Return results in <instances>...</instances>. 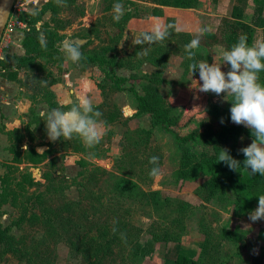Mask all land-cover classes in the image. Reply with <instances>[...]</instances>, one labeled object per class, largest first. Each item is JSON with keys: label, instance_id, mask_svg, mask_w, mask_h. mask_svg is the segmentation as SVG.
<instances>
[{"label": "rangeland", "instance_id": "374dc122", "mask_svg": "<svg viewBox=\"0 0 264 264\" xmlns=\"http://www.w3.org/2000/svg\"><path fill=\"white\" fill-rule=\"evenodd\" d=\"M46 1L18 0L14 15L26 22ZM251 1L255 3L253 0H75L61 4L55 17L65 25L59 31L64 41L74 37L86 39L81 46L83 57L106 47L107 57L122 65L116 68L117 75L131 77L129 83L141 94L146 93V86L157 89L159 105L175 120L174 131L186 135L202 130L213 119V109L223 111L232 97L196 88L192 79L200 84L202 81L198 72L191 76L188 65L193 61L186 58L187 39L177 33L194 39L200 29H207L200 36L194 59L210 65L216 62L227 72L229 66L223 64L222 56L227 42L223 39L221 20L230 18L232 8L239 6L243 9L241 21L252 23ZM117 2L126 9L118 23L113 19V5ZM44 19L49 20V15ZM156 24L172 25L169 37L150 46L136 45L137 37ZM262 27L264 22L258 28ZM257 29L249 46L260 41L261 30ZM61 45L59 42L58 54L49 52L38 57L36 65L29 69L36 75L28 91L35 103L26 113L27 126L23 122L16 130V145L12 149L17 156L3 170L1 177L7 176V181L1 182L0 197L16 193L18 204L24 202L28 215L31 212L42 215L43 207L57 209L64 197L79 201L73 215L82 224H86L84 216L88 215L94 223L93 232L106 218H110L108 226L114 227L130 212L129 238L125 235L115 238L114 253L102 264H174L180 252L189 254L197 264H249L250 255L261 253L264 257V221H251L248 212L243 213L234 205L230 192L209 198L202 169L180 177L181 153L173 134L159 126L152 127L147 116H136L128 93L118 91L97 67L77 66ZM144 48L148 49L146 55H142ZM52 79L58 82L50 85ZM149 79L154 82L150 84ZM259 82L264 85V71L259 73ZM102 84L103 91L99 87ZM39 87L43 90L38 91ZM46 90H51L63 104L75 102L81 96L88 98L106 122L101 143L88 149L75 138L50 141L40 116L42 111L49 110L42 102ZM251 142L246 135L232 132L222 141L196 148L209 156H219L221 149L236 156L242 153L239 149ZM35 154L40 156L36 157L38 160H34ZM152 156L159 158L158 165L149 162ZM156 166L160 175L153 177L150 171ZM39 195L43 196L40 199L43 205L35 199ZM20 212L19 207L2 205L0 225L6 227L17 221ZM41 221L33 225L23 222L10 233L23 239L29 248L35 239L46 237L51 264H83L81 258H68L69 240L54 241ZM229 229L245 234V240L238 243L226 239L224 232ZM0 264L27 262L21 255L4 253L0 243Z\"/></svg>", "mask_w": 264, "mask_h": 264}, {"label": "trees", "instance_id": "16d2710c", "mask_svg": "<svg viewBox=\"0 0 264 264\" xmlns=\"http://www.w3.org/2000/svg\"><path fill=\"white\" fill-rule=\"evenodd\" d=\"M253 1L256 3L259 2V0ZM66 3H75V0H62L60 4L57 3V0H47L40 10H37L27 19L28 29L25 31L22 39V46L25 50V54L10 55L5 53L0 60V68L3 71V76L8 79H16L18 71L29 70L36 65L38 57L44 56L49 52L55 55L60 52L58 44L59 42H64V37L59 34V31L62 30L65 25L55 16L58 13L59 6ZM47 12L50 13L49 20L44 21L37 27V22L42 20ZM263 16L264 6L257 5L253 12L252 23H244L241 21L243 9L239 6H234L230 18H222L221 20L223 24V39L227 42V50H230L231 47L238 42L241 35H246L248 44H250L254 39V27L258 26ZM177 34L183 37L186 36L187 43H190L192 40L188 34ZM260 37V42H264V28L261 30ZM108 50V48L102 47L92 55L82 56V59L78 62L79 66L85 68L92 65L100 69L118 91L129 94L131 98L129 104L136 111V116H147L152 127L159 126L163 131L173 134L174 142L181 153L182 170L178 172L180 177H186L197 169H202L206 176L209 198H213L218 193L230 192L234 197V205L238 207L240 211L243 213L253 211L258 206V196L264 195V176L258 173L256 175H251L249 172L250 170L244 169L243 161L245 157L243 153L236 156L233 155V153L230 154L241 164V167L236 171L230 169L224 162H218L219 156L206 155L196 148L197 145H212L220 140L222 141L232 132L246 135L251 141L254 139L250 129L243 125H236L231 121V101L221 112H218L219 109L215 107V109H213L215 112L213 119H209L202 130L181 135L173 129L175 120H173L172 116L170 117L167 111H164L159 105V91L153 86H146V93H139L134 84L129 83L131 77L129 78L116 74V68L122 65H119L116 61L107 57ZM150 80L151 79H149V81ZM57 82L58 79H52L49 84L53 85ZM152 82L154 81H150V84ZM127 83L129 84L127 85ZM38 85L39 83L36 82L37 87ZM99 87L102 91L105 89L104 84L99 85ZM40 90L43 89L39 87L38 91ZM44 93L45 101L49 104L50 109L60 107L54 100V93L51 90H46ZM221 120H223V123H221ZM148 133L149 131L147 134ZM11 150L15 158V156H17L15 153L16 150L12 148ZM36 157L40 156L35 154L34 160H38ZM0 180L1 182H6L7 176L0 177ZM42 198L43 196L39 195L35 199H37V201L39 200L41 205H43L42 200H40ZM64 198L65 201H63L61 206L57 209L43 207L42 215H38L35 212H31L30 215H28V208L24 205V202L18 204L19 200L16 193H12L10 197L6 195L1 196L0 207L4 204H10L11 206L19 207L21 210L17 221L6 227L0 225V243L3 245V252L21 255L26 258L27 264H51V261H49L51 251L46 242V237L41 236L35 239L32 246L29 248L25 245L23 239H16L15 236L10 233L13 227H18L23 222H28L33 225L40 220H42L41 222L43 224L45 223L47 225V233L53 236L54 241L61 238L69 240L68 258H81L83 264H93L95 260H97V264L104 263L103 261L114 253V239L122 237L123 235H125V238H129L130 224L127 220L130 212L126 213L123 218L118 217L120 219L114 227L108 226L110 218H106V220L102 222L103 225L98 226L93 232L92 227L94 223L90 220L88 215L84 216L86 224L79 223L78 219H75L73 215L75 212L77 213L79 201L68 200L66 197ZM81 218L83 219L82 215ZM90 223H92V225H90ZM224 237L228 240L240 243L245 240L246 235L236 230L229 229L224 232ZM243 250L240 252L241 259L244 258ZM262 263H264V257L261 253L250 255L249 264ZM174 264L197 263L193 261L186 252H180L176 256Z\"/></svg>", "mask_w": 264, "mask_h": 264}, {"label": "clouds", "instance_id": "9594fccd", "mask_svg": "<svg viewBox=\"0 0 264 264\" xmlns=\"http://www.w3.org/2000/svg\"><path fill=\"white\" fill-rule=\"evenodd\" d=\"M57 3H62V0H57ZM113 10V19L118 23L125 15V6L117 2L113 5ZM172 27L156 24L149 31L142 32L135 44L150 46L162 43L169 37V29ZM205 31L207 29H200L199 35L185 45L186 58L193 61L188 65L190 74L193 76L198 72L202 84L195 79L192 80L200 92H211L217 96L223 93L224 98L232 97L231 121L250 129L254 137L250 145L239 149L245 157L243 167L250 170L251 175L258 173L264 176V85L259 82V73L264 71V42L257 41L249 46L247 36L241 35L230 50L222 51L223 64L229 66V70L225 72L221 70V64L214 62L210 65L207 61L194 59L195 49L200 45V36ZM64 51L74 63L82 59L83 54L78 43L74 41H69ZM147 51L148 49L144 48L142 55H146ZM40 116L46 124L47 137L52 142L62 138L65 141L75 138L88 149H93L101 143L106 134V122L101 119L102 113L84 96L75 102L42 111ZM158 160V157L152 156L149 162L158 165ZM218 162H224L230 169L236 171L241 167L240 162L229 154L228 149H221ZM150 175L153 177L160 175L159 167H153ZM249 219L253 222L264 219V195L258 196V206L249 213Z\"/></svg>", "mask_w": 264, "mask_h": 264}, {"label": "crops", "instance_id": "0c3cea01", "mask_svg": "<svg viewBox=\"0 0 264 264\" xmlns=\"http://www.w3.org/2000/svg\"><path fill=\"white\" fill-rule=\"evenodd\" d=\"M43 4H45V2H42L41 5L38 6L37 10H40ZM250 4L252 5L251 13L253 17L255 7L257 5L264 6V0H259V2L257 3H253L251 1ZM47 15H49L50 18V13L47 12L43 16L42 20L37 22V27H39L44 21H48L44 19V17ZM263 22L264 16L263 18H261L258 26H255L254 28L257 29ZM26 23L28 24L27 21ZM263 28L264 27H262V29ZM262 29L258 28L257 30ZM26 30L27 29H18L12 34L11 41L7 49L5 50V53H8L10 55L25 54V50L22 46V39ZM62 51L64 52V47ZM34 76L36 75H34V73L30 70L18 71L16 79H8L7 77L3 76V74L0 75V177L3 175L4 168L7 165L11 164L14 158V153L12 152L11 148H13V146L15 148L16 145V130L22 126L23 122H25L24 126H27L26 113L30 112V110H32V106H34L35 98H33L31 93L29 94L28 92L33 87L32 83L35 78ZM54 100L59 106L63 105V103H59L56 98ZM42 102L46 103L48 109L51 110L49 108V104L45 101L44 98ZM247 216H249V214H247ZM262 220L264 221V219Z\"/></svg>", "mask_w": 264, "mask_h": 264}, {"label": "built area", "instance_id": "2783aa9c", "mask_svg": "<svg viewBox=\"0 0 264 264\" xmlns=\"http://www.w3.org/2000/svg\"><path fill=\"white\" fill-rule=\"evenodd\" d=\"M18 0L15 1L12 12L10 14V17L7 21V24L5 26V29L3 31V34L0 38V60L3 58L5 54V50L7 49L10 41H11V36L12 34L17 31L18 29H28V24L22 19L14 15L17 8H18ZM3 73L2 69L0 68V75Z\"/></svg>", "mask_w": 264, "mask_h": 264}, {"label": "water", "instance_id": "95a60500", "mask_svg": "<svg viewBox=\"0 0 264 264\" xmlns=\"http://www.w3.org/2000/svg\"><path fill=\"white\" fill-rule=\"evenodd\" d=\"M15 1L16 0H0V38L3 34V31L5 29L7 21L10 17V14L12 12ZM69 41H74V42L78 43L80 51H81V46L86 42V39H82V38H78V37L66 39L63 42L62 46L65 48V45ZM76 65L79 66L78 63H76Z\"/></svg>", "mask_w": 264, "mask_h": 264}]
</instances>
